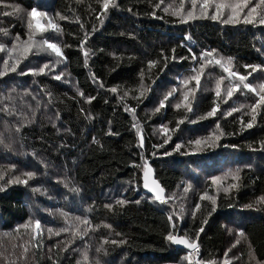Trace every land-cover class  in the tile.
Instances as JSON below:
<instances>
[{
  "label": "trees",
  "instance_id": "trees-1",
  "mask_svg": "<svg viewBox=\"0 0 264 264\" xmlns=\"http://www.w3.org/2000/svg\"><path fill=\"white\" fill-rule=\"evenodd\" d=\"M192 3L114 0L104 12L103 0H0V72L17 64L0 76V264H264V104L252 112L259 97L242 85L226 95L239 75L264 84V4ZM217 3L241 5L235 22L227 8L211 18ZM32 8L46 15L29 29ZM29 36L64 58L25 52ZM147 161L166 203L143 188ZM179 231L199 250L174 247Z\"/></svg>",
  "mask_w": 264,
  "mask_h": 264
},
{
  "label": "snow or ice",
  "instance_id": "snow-or-ice-1",
  "mask_svg": "<svg viewBox=\"0 0 264 264\" xmlns=\"http://www.w3.org/2000/svg\"><path fill=\"white\" fill-rule=\"evenodd\" d=\"M260 3H261V4H264V0H260ZM113 4H114V0H103V9H104V12H106V11L108 10L109 6H110V5H113ZM247 4H248V0H243V6H244V7H247ZM192 7H193V8L195 7V0H193ZM209 7H210V0H204V3H203V5H202V10H203L204 12H207L208 9H209ZM240 7H241V5H239V4L217 3V4L214 5L213 15L211 16V18H212V19H217V18L221 15L222 11H223L224 9L227 8V9H230L231 14H230V15L224 20V22H225V23L235 22V21H234V17L238 14L237 9L240 8ZM255 10H256L255 7L251 8V9L247 12L246 15H247L248 17H251L252 14L255 12ZM17 11H19V10H17ZM165 11H167V9H165ZM5 14L7 15L8 13H5ZM102 14H103V13H101V15H102ZM43 15H46V14H45V13H41V12H39L36 8H32L31 11L27 13V17L29 18V19H28V22H27V27H28L29 29H31V27H32L31 18H33V17H37V16H43ZM188 16H189V17H192V12H189V13H188ZM61 18H63V17H61ZM184 22H186V21H184ZM252 22H253V21H252L251 19H246V20H245V23H252ZM260 22H261V23H264V17L261 18ZM49 23L51 24V21H50V20H49ZM36 27H37L41 32H43V31L46 30V29L43 27V25L39 24V22H37ZM53 28L55 29L56 26L53 25ZM57 30H58V29H57ZM5 34H6V33H5ZM17 39H19V37H17ZM185 39H190V37H186ZM84 42L86 43V39H85ZM33 46L36 48V52H37V53H39L40 51L51 50V52L54 53L57 57L64 58L63 52L61 51V48L58 46V44H57V43L49 42L48 39H44L42 42H37V41H34V40L32 39L31 36H29L28 41H27L26 44L24 45V49H23V50H24L25 52H31ZM45 46H46V48H45ZM3 51H4V45H3V44H0V52H3ZM174 51H175V50L173 49V52H174ZM189 51H190V49H189ZM84 55L87 56V52H85ZM205 55H211V53H206ZM164 59L166 60L167 57H164ZM193 59H196L195 54H193ZM215 62H216L217 64H219V63H220V60H216ZM2 63L4 64V72H0V76L4 75L9 69H10L12 72H15V71L17 70V64H12L11 66H9L8 61H6V60H5V61H2ZM155 63H156L155 61H150V62H149V67L154 66ZM227 63H228V64H231V59H229V60L227 61ZM202 67H203V66H202ZM245 67H253V70H254V71L256 70L254 66H250V65H248V66H245ZM48 68H49V64H48V63H45L42 67H40V68H38V69H34V70H29V71H30L33 75H38V74L43 73V72L45 71V69H48ZM224 71H225V72H230L229 68H227V67H224ZM262 71H264V70H262ZM21 74H25V73H24V72H21ZM230 75L233 76V77H236V76H238V73H236V72H230ZM62 77H63V73L56 75L54 78L57 79V80H60V79H62ZM189 79H191V80H195L196 88H199V85H200V78H199L198 75H193V76H191ZM238 79H239V81H240L239 84H235V85H233L232 87H229V88H228L227 93H226L227 97H231L232 94H233V91H239V90L241 89V85H242L244 89H248V90H250V91H252V92H255V93L258 95V97H259V101H258V103L252 108V112H255L256 108H258L261 104H264V84H261V85L259 86L260 90L257 91V89L254 88V87H252V85H251L250 83H244L245 81L248 80V76H247V75H239V76H238ZM185 83H187V81H185ZM111 91H112V92H116V88H112ZM173 91H175V90H173ZM81 95H82V93H81ZM143 95H144V93L141 92V93H140V96H143ZM171 95H172V92H169V93L165 96L164 99H167V98L170 97ZM216 95H217V96L220 95L219 84L217 85ZM91 99H94V98H89V102L91 101ZM183 100H184V101H188V94H187V93H185V94L183 95ZM226 102H227V100H225V103H226ZM163 107H165V104H164L163 101H161L159 107H157V108L155 109V111L159 112L160 109L163 108ZM176 107L179 108L180 105L177 104ZM185 107H186V111H187L188 113H191V112L193 111V109H192V107H191V103H187V104L185 105ZM218 108H219V105H216V106L213 107L210 111L207 112V115H206V116H200L199 119H205V118H207V117L214 116V115L216 114ZM236 110H237V109H232V111H236ZM228 114L230 115L231 112H229ZM185 118H187V117H185ZM252 120H255V116L252 117ZM189 122H190V123H194V122H196V121H195V119H193V120H189ZM182 123H184V120H183V119H181V120H179V121L177 122V125H176L177 129H178V127H179V124H182ZM252 126H253V124H252L251 122H249V123L247 124V127H248V128H251ZM217 127H218V126H217ZM163 130H164V132H165L166 134H167V132L169 131V130L167 129L166 126L164 127ZM174 130H175V129H173V131H174ZM168 139H171V137L169 136ZM217 139H218V137H217ZM142 140H143V138L141 137V144H142ZM164 143H167V140H165ZM190 143H195L197 146H200V145L202 144V141H201V140H196V141H194V142H190ZM160 147H163V144H161ZM181 147H182V145H180V144H176V145H175V149H176V150H179ZM262 147H264V144H262ZM165 154L167 155V154H170V153H165ZM149 171H150V169H149ZM27 175H28L29 178L32 177V173H28ZM145 176H147V171L145 172ZM218 179H219V178H215V179H213V183H216ZM18 182H20V181H18ZM22 182H23V183H27V180H24V181H22ZM144 187H145V188H148V184L145 183V184H144ZM188 187H191V186L189 185ZM185 190L187 191V189H185ZM150 191H152V192L155 193V199H156V200L160 201L161 203H166V202H167V201L164 199L163 195H162V193H163L164 190H163L162 188H160L158 184L156 185L155 188L150 189ZM200 199H201V200H204V199H209V200H211L213 206H215V204H216L215 199H213L212 197L207 196V194L202 195V196L200 197ZM261 199L264 200V198H261ZM117 203H122V202H121V201H117ZM247 207L251 208V207H253V205H248ZM199 208H200V205H199V204H196V205H195V210H199ZM212 210L214 211L215 208L213 207ZM181 211H183V209H181ZM193 215H194V212H193ZM169 220H172V217H171V216L169 217ZM84 223H87V221H84ZM203 223H207V221L205 220ZM39 227H40V223H39V221L37 220V221H36V228L39 229ZM173 227H175V224H173ZM62 231H63V230H62ZM203 231H204V228L201 227V228L198 230V233H199V232H203ZM198 233H197V239H198ZM239 235H240V236H243L244 234H243V232L241 231V232L239 233ZM167 239H168L169 241H171L172 243H174V244H183V245H187V247H189V248H191V249H195V250H197V251L199 250L198 245H197L195 242H189V240L186 239V238H184V237H180V236H177V235L169 234V235L167 236ZM236 243H239V240H237ZM233 247H235V244L233 245ZM230 250H231V249H227L226 252H227V251H230ZM236 258L238 259L239 257H236ZM225 264H227V261H225Z\"/></svg>",
  "mask_w": 264,
  "mask_h": 264
},
{
  "label": "water",
  "instance_id": "water-1",
  "mask_svg": "<svg viewBox=\"0 0 264 264\" xmlns=\"http://www.w3.org/2000/svg\"><path fill=\"white\" fill-rule=\"evenodd\" d=\"M150 169V171H149ZM147 171V176H145V172ZM147 183L148 184V188H145L144 187V184ZM159 185L160 188H162L164 191L162 193L163 197L165 200H167V197H166V190L164 189V187L162 186V184L160 183V181L156 178V173H155V169L154 167L151 165V163L149 161H147V164H146V167H145V170L143 172V188L145 190V192L148 194V195H151V196H154L155 197V193L150 191V189L152 188H155L156 185ZM158 201V200H157ZM160 202V201H159ZM180 231L177 233V236H180V237H184V236H181L180 234ZM186 238V237H184ZM187 239V238H186ZM189 240V239H188ZM190 242V241H189ZM171 244L176 247V248H180V249H185V250H188V251H195V249H191L189 247H187V245H183V244H174L171 242ZM197 244V243H196ZM198 245V244H197Z\"/></svg>",
  "mask_w": 264,
  "mask_h": 264
}]
</instances>
